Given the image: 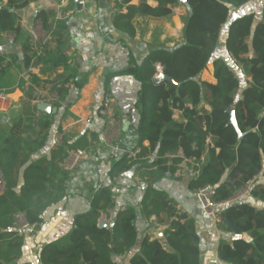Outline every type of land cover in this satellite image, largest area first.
<instances>
[{
	"label": "trees",
	"instance_id": "1",
	"mask_svg": "<svg viewBox=\"0 0 264 264\" xmlns=\"http://www.w3.org/2000/svg\"><path fill=\"white\" fill-rule=\"evenodd\" d=\"M132 1L122 0V4ZM154 1L155 6L148 0H140L138 4H130L128 12L118 11L114 26L134 36L136 15L169 17L175 5L184 3L188 8L184 41L173 48L151 46L141 63L131 54L129 67L105 75L106 97L116 77L133 76L140 83L137 131L141 150L135 157L128 153L116 160L109 178L113 182L137 165L145 168L149 179L158 181L167 173L174 175L187 160L191 167L192 163L196 164L193 168L196 173L188 181L189 190L196 192L210 185L215 190L216 203L233 199L251 184L249 201L231 202L220 211L218 228L238 237L231 243L222 242L218 253L228 264H264V206L252 202L264 205V9L263 20L258 25L255 26L254 14L244 15L234 20L227 32L228 53L250 79L248 84L241 82L236 70L223 57L214 60L217 82L211 83L201 75L218 48L230 6L240 7L250 0ZM27 5L28 0H7L0 10V32L21 33L18 10ZM36 20L50 33L51 39L43 46L28 42L23 47L25 65L30 67L36 58L37 62L64 66L71 71L74 58L68 53L72 47L68 18L57 20L53 12L41 10ZM53 41L57 45L51 54L49 45ZM10 65L0 56V86ZM157 65L175 83L156 82ZM77 77L73 70L68 78L54 83L51 90L63 98L70 90L68 84L72 78L75 87L84 86L86 79L78 81ZM34 84H40L36 76ZM32 94L30 88L28 95ZM231 106L235 108L241 135L230 123ZM175 109L183 111L185 122L174 119ZM53 124L47 115L39 121L40 129L32 130V135L0 136V173L5 181L0 192V264H19L24 234L16 230L18 216L23 215L29 226L37 228L43 223L46 210L67 197L71 171L63 164L68 150L90 147L84 135L76 140L64 137L62 144L51 150L50 157L35 159L34 155L46 147ZM144 141H149V146H144ZM152 154L156 159L150 161ZM113 206L111 185H101L93 194L90 210L75 218L71 233L43 246L42 263L116 264L114 256L128 255L139 245L129 264H202L196 218L178 209L164 191L152 185L147 187L142 214L150 217L165 212L174 217L165 232L166 242L150 236L140 242L136 226L140 214L133 207L118 211L111 228H101L102 211Z\"/></svg>",
	"mask_w": 264,
	"mask_h": 264
},
{
	"label": "crops",
	"instance_id": "2",
	"mask_svg": "<svg viewBox=\"0 0 264 264\" xmlns=\"http://www.w3.org/2000/svg\"><path fill=\"white\" fill-rule=\"evenodd\" d=\"M139 2L140 0H133L131 3L122 4V0H86L85 6L82 7L80 0H28V5L18 10L21 33L0 32V56L6 63L11 64L8 75L0 86V89L9 93L8 103L0 109V136L10 133L24 137L32 135L33 129H40L39 121L49 115L54 122L53 128L46 147L34 155L35 159L50 157V138L56 130H61L64 137L70 140L84 135L90 143L89 149H86L88 157L71 171L67 197L46 210L43 223L39 227L26 226L25 219L17 224L16 230L24 234L19 264H43L40 259L43 246L71 233L75 218L90 210L93 194L101 185H111L114 193V206L102 211L99 218V221L106 222V228L114 225L118 211L133 207L140 214L136 221L140 242L146 236L166 242L165 232L174 217L165 212L160 216L152 214L150 217L142 214L146 189L152 185L157 190L164 191L178 209L196 218L202 264H228L219 258V246L222 242L231 243L238 236L220 230L218 220L205 215L199 209L194 192L188 188L190 177L196 173L193 169L196 164L192 163L191 167L187 160H184L174 175L167 173L158 181L149 179L144 173L145 168L137 165L115 178L113 182L109 178V170L116 160L128 153L135 157L141 150L137 131L140 120L137 106L140 83L133 76L116 77L111 81L110 93L106 97L105 75L129 67L131 54L141 63L151 46L173 48L184 41V18L188 12L184 3L175 5L173 14L169 17L136 15L133 19L134 36L118 30L113 24L116 13L128 12L130 4ZM148 3L157 5L154 0H148ZM263 9L264 0H250L240 7L230 6L228 22L222 28L213 58L201 75L203 80L217 82L214 60L223 57L236 70L241 82L248 84L250 79L228 53L227 32L231 23L244 15L254 14L255 26L258 25L263 20ZM41 10L53 12L57 20L68 18L72 39V47L68 53L74 58L71 71L64 66L52 67L50 64L37 62L36 58L30 67L24 63L23 47L30 41L35 43L33 33L39 26L36 16ZM40 27L46 31L42 24ZM56 45L55 41L50 43L51 54L55 53ZM157 66L159 73H162V67ZM73 70L78 74V81L86 79V82L78 89L72 78L68 84L70 90L62 98L52 91L51 87L54 83L68 78ZM35 76L40 79L38 85L34 84ZM30 88H33L32 96L28 95ZM52 94H57L58 98H52ZM46 102L56 106L57 112L49 114L40 110L39 105ZM107 102L113 112L124 120L125 125L121 140L113 147H107L103 143L101 130L106 120L98 114V110ZM205 108L210 109V106L205 104ZM89 117L91 122H86L85 119ZM174 119L178 122L186 121L180 109L174 110ZM143 144L147 147L149 141H144ZM178 154L182 155V152ZM149 159H156L155 154L150 155ZM22 184L21 178L19 186ZM247 200L249 201L250 197ZM138 250L139 245L128 255L114 256L113 261L116 264H129L130 258Z\"/></svg>",
	"mask_w": 264,
	"mask_h": 264
},
{
	"label": "built area",
	"instance_id": "3",
	"mask_svg": "<svg viewBox=\"0 0 264 264\" xmlns=\"http://www.w3.org/2000/svg\"><path fill=\"white\" fill-rule=\"evenodd\" d=\"M7 0H0V10L3 8L4 4ZM86 4V0H80V5L84 7ZM73 11H70L72 13ZM41 23L39 22L40 27ZM33 38L36 43L39 45H45L49 42L51 36L47 31H43V36L38 38L36 33H33ZM52 98H58L57 94H52ZM9 101V93L6 90L0 89V109L5 106ZM98 114L103 116L106 120L105 126L101 130L103 143L107 147H113L116 143H118L124 133L125 125L124 120L118 117L110 107V104L105 103L99 110ZM86 122H91V117L85 119ZM64 134L61 130H56L53 132L50 138V146L52 149L59 147L63 142ZM88 157V151L86 149H70L68 150L67 158L63 164L64 168L68 171H72L77 168V166L84 161ZM4 178L0 173V192L4 190ZM251 189V184H248L239 194H237L233 199L216 203L213 200L215 190L212 186L207 185L196 192H194V196L197 200L199 209L202 213L207 216L214 217L218 221L220 220V211L229 203L239 201L244 195H248ZM221 209V210H220ZM23 219V215L18 216V223ZM25 219V218H24ZM26 226H28L26 222Z\"/></svg>",
	"mask_w": 264,
	"mask_h": 264
},
{
	"label": "water",
	"instance_id": "4",
	"mask_svg": "<svg viewBox=\"0 0 264 264\" xmlns=\"http://www.w3.org/2000/svg\"><path fill=\"white\" fill-rule=\"evenodd\" d=\"M155 81H156V82L168 81V82H173V83H175V81H174L171 77H169V76H167V75H165V74H163V73H159V74L155 77ZM39 109L42 110L43 112H45V113H49V114L52 113V112L55 113V112H57V110H58V108H57L56 106H54L52 103H49V102L41 103V104L39 105ZM228 112H229V114H230V123L233 124V125L236 127L238 133L241 135V132H240V130H239V128H238V125H237V120H236V115H235V108H234V106L229 107V108H228ZM99 226H100L101 228L106 227V222H104V220H100V221H99Z\"/></svg>",
	"mask_w": 264,
	"mask_h": 264
},
{
	"label": "rangeland",
	"instance_id": "5",
	"mask_svg": "<svg viewBox=\"0 0 264 264\" xmlns=\"http://www.w3.org/2000/svg\"><path fill=\"white\" fill-rule=\"evenodd\" d=\"M35 33H36V35H37L38 38H41L43 36V30L41 28L35 29ZM190 174H191V171H190ZM247 199H248V195H244V197H242L240 200H247ZM256 205L262 206L263 203L257 202ZM23 220H24V218L23 219L21 218V221H23Z\"/></svg>",
	"mask_w": 264,
	"mask_h": 264
}]
</instances>
